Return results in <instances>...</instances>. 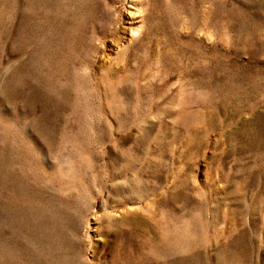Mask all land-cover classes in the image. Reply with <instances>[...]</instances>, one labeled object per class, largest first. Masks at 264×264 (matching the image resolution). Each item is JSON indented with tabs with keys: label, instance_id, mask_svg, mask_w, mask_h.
I'll list each match as a JSON object with an SVG mask.
<instances>
[{
	"label": "rangeland",
	"instance_id": "obj_1",
	"mask_svg": "<svg viewBox=\"0 0 264 264\" xmlns=\"http://www.w3.org/2000/svg\"><path fill=\"white\" fill-rule=\"evenodd\" d=\"M0 264H264V0H0Z\"/></svg>",
	"mask_w": 264,
	"mask_h": 264
}]
</instances>
